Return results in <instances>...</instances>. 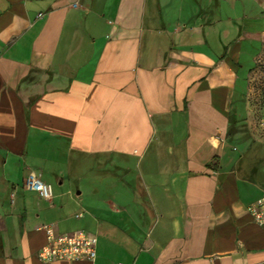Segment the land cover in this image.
I'll return each instance as SVG.
<instances>
[{
	"label": "crops",
	"instance_id": "obj_1",
	"mask_svg": "<svg viewBox=\"0 0 264 264\" xmlns=\"http://www.w3.org/2000/svg\"><path fill=\"white\" fill-rule=\"evenodd\" d=\"M263 51L264 0H0V264H264Z\"/></svg>",
	"mask_w": 264,
	"mask_h": 264
},
{
	"label": "built area",
	"instance_id": "obj_2",
	"mask_svg": "<svg viewBox=\"0 0 264 264\" xmlns=\"http://www.w3.org/2000/svg\"><path fill=\"white\" fill-rule=\"evenodd\" d=\"M27 189L37 192L41 198L50 200L52 188L34 173H29L24 181ZM253 221L264 225V195L248 207ZM46 242L39 249L37 257L42 262L82 260L93 261L96 258L97 237L79 231L71 234H58L52 225L44 226ZM121 264V263H119Z\"/></svg>",
	"mask_w": 264,
	"mask_h": 264
},
{
	"label": "rangeland",
	"instance_id": "obj_3",
	"mask_svg": "<svg viewBox=\"0 0 264 264\" xmlns=\"http://www.w3.org/2000/svg\"><path fill=\"white\" fill-rule=\"evenodd\" d=\"M249 101L253 104L258 110H264V51L262 57L256 63V67L252 70L249 81ZM234 118L231 122L230 127L239 126L238 119L243 117L242 109L235 108ZM236 121V123H235ZM240 131H244L245 127L239 126ZM240 151L241 148H240ZM42 180V179H41ZM93 180V177L87 178L82 182V189H86L87 185ZM43 181V180H42ZM44 182V181H43Z\"/></svg>",
	"mask_w": 264,
	"mask_h": 264
},
{
	"label": "trees",
	"instance_id": "obj_4",
	"mask_svg": "<svg viewBox=\"0 0 264 264\" xmlns=\"http://www.w3.org/2000/svg\"><path fill=\"white\" fill-rule=\"evenodd\" d=\"M235 123H236V121H235ZM239 126H243V127H245V130H247V125L245 123V118H243L241 120V124ZM239 126L230 127L229 130H228V136L231 137V136L235 135L237 132H240Z\"/></svg>",
	"mask_w": 264,
	"mask_h": 264
}]
</instances>
